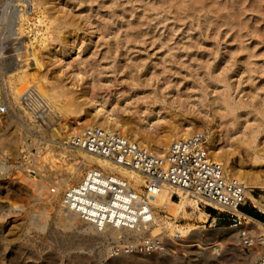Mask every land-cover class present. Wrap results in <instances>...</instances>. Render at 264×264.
I'll return each instance as SVG.
<instances>
[{
    "label": "rangeland",
    "instance_id": "374dc122",
    "mask_svg": "<svg viewBox=\"0 0 264 264\" xmlns=\"http://www.w3.org/2000/svg\"><path fill=\"white\" fill-rule=\"evenodd\" d=\"M38 49L42 63L38 74L44 85L64 95L58 98L59 109L41 110L30 79L25 99L31 106L23 103L26 94L20 95L18 106L11 107L10 121L2 126L7 135L17 128L22 153L17 156L13 147L0 144V225L4 223L15 250L35 256L54 252L64 257V264H73L66 258L77 248L61 244L60 236L70 230L54 213L48 234L39 227L45 214L39 205H30L29 219L18 227L9 222L15 214L5 220L1 215L8 213L9 203H24L25 175L40 179L46 173H38L43 168L34 164L33 156L41 153L48 161V155L67 146V137L91 125L85 122L116 119L161 138L167 146L173 128H202L238 165L251 172L264 170V0H0L3 100L9 87L17 90L22 85L18 75L8 78L24 59L20 53ZM20 113H25L22 121ZM83 121L85 126L77 125ZM253 193L264 202V190ZM246 205L264 215L251 200ZM200 206L201 214L181 218L178 224H194L199 230L233 227L229 222L211 226L209 213L214 211ZM234 233L232 229L217 237L224 245L215 253L220 256L215 264H252L256 249L229 239ZM92 236H85L80 245L84 247L79 248L94 259L89 264H115L110 257L121 251L133 258L130 264H182V259H187L183 264H211V256L201 254L181 252L175 259L168 249L161 255L125 248L140 239ZM152 237L164 242L159 235Z\"/></svg>",
    "mask_w": 264,
    "mask_h": 264
},
{
    "label": "bare ground",
    "instance_id": "6f19581e",
    "mask_svg": "<svg viewBox=\"0 0 264 264\" xmlns=\"http://www.w3.org/2000/svg\"><path fill=\"white\" fill-rule=\"evenodd\" d=\"M39 23H41V21ZM27 44L25 45V47L28 48ZM42 44L44 47L45 43L42 42ZM30 45L32 46L31 42ZM40 49H38L36 52L34 51L30 52L28 50H26L25 52H21L20 54L22 55V57H24L22 63L20 64L19 62V64H17V66L15 67V71L10 72L8 74L9 80L12 77L14 78L15 75H18L20 84H22L21 87H19L17 90H15L14 87L12 86L9 87L10 91L5 93L6 102L11 110H13L12 108L14 106L15 107L18 106L17 100L19 99V96L22 95L23 93L26 94V91H29L31 89V86L28 87L27 85V83L31 81L33 84L32 86L36 87V89L38 90V96H39L38 99H41V102L46 104L51 111L54 110V107H58L57 109H59L58 98L60 96H63L64 92L62 91V94H59L58 91H52L53 92L52 93L44 85V82L42 81L43 77L40 74H38L39 70H41L40 67L42 65L40 52H39ZM26 67H29V70H27ZM27 96H29V94H26L24 97ZM2 100H3L2 92L0 91V104ZM63 109L66 108L64 107ZM60 110H62V108ZM58 112L59 113L61 112L60 114L65 113L63 111H58ZM24 116L25 113L23 114L20 113L21 121L24 119ZM10 117L11 116L9 115V112L8 113L0 112V132H1L0 144L4 143L5 144L4 147L11 146L13 147V152L17 156L22 155V153L18 149L20 136L18 134L17 128L13 131V134L11 133L10 135H7L8 129L2 131L3 124L10 121L9 120ZM87 123L85 122L86 126L91 124L92 126H99L112 131H116L122 135L124 134L129 139L150 147V149L156 152L157 154L165 153L169 148L170 144L176 139L187 138L196 133H202L205 136V146L208 149L209 155L213 159L223 164L226 175L230 177H234L239 181H241L242 183H244L246 187V194L249 200H251L255 206H257L261 211L264 212V202L259 197L255 196V194L253 193L256 189L264 190V170L258 172L255 171L251 172L244 169L243 165H238L236 162H234V160L231 159L232 158L231 153L222 150L223 148L220 149L217 145L216 138H214L210 134H206L207 131L205 132L202 128H200L199 131H197L195 127L173 128L172 129L173 134L172 136L170 135L171 139L168 140V141L170 140L172 141L169 144V146H167L166 144L167 142L165 143L161 141L160 140L161 138H155L153 135L147 133L145 134L142 133L141 131H136L128 126L126 127L125 126L126 123L122 124L118 122L116 119L114 120L98 119L95 122L88 124ZM83 124L84 121L77 123L78 126L79 125L82 126ZM66 127L67 126L65 125L64 128ZM71 137L72 136L67 137V141ZM64 143H65L64 141L61 142V146ZM60 148L62 149V151H59L58 154H53V155L51 154L46 157L48 161L44 159L45 157L44 158L40 157L41 153H39V155L37 154L36 156H33L34 164L35 165L40 164V166L43 168V170L42 169L38 170L39 171L38 173L41 174L42 171H46V173L41 174L40 179L29 178L27 175L24 176V180L26 181V184L25 186H22L23 187L22 189H24L23 191H25L24 195L27 196V198L25 199L26 202L23 201L24 203L21 204L9 203L8 205H6L9 206L10 208L9 210H7L8 211L7 214L1 215V220H5L6 218H8V216L11 217L14 216L15 214L16 216L12 218L9 222L12 224V226L16 225L18 227L22 223L26 222V219H29L31 214L30 205H33L34 207L39 205V207H41L40 209L45 211L44 212L45 214H42L43 216L41 215L42 218L39 227L41 228V230L47 233L49 232V229H51L48 227L49 220H51L50 219L51 213L52 214L54 213L55 217L58 219V223L62 227H64V229L70 230V232L65 231L63 232L62 235L60 234L61 235L60 238L62 241L61 244L62 245L69 244L68 248L73 246L75 247V249L77 248L76 251L70 250L72 253L69 255V258H66L69 261L71 260L73 264H89L91 260H94L88 253L85 252L81 253V251H79V248L81 247L80 245L84 242L83 238L87 235H93L99 238L100 237L112 238L114 240L132 238V240L134 241L139 240L140 237H145L148 234L149 236L151 235V237L159 235L161 236L160 238L164 239L163 243L167 246V249L173 253L172 258L173 256L175 258V256H177V254L181 252L183 253L185 252L190 256L201 254V256H211V260H209L211 264H215L216 262L220 261L219 258L220 256L219 257L216 256L215 253L216 254L219 253L221 246L224 245L222 244V242H219L217 240L218 239L217 237L226 234V232L232 229L235 230V233L233 235H229L228 236L229 239H232L239 243H243L241 231L247 230L256 239V249H260L263 247L264 223L252 218L251 216H248V218H250L252 221L254 220L253 222H246L241 226H237V227L233 226L230 229L199 230V228H197V226L194 224H189L188 226H183L178 224L179 219L189 218L193 214H197V213L201 214L203 210L201 209L200 206L201 204L199 200L192 198L187 193L182 191V189L167 184H164L161 187L160 191L151 198L150 202L152 204V212L150 214L149 220L138 217L136 223L133 224H129L130 222L120 223L121 218L117 220L116 224L113 222H109L107 218L111 217V214H113L115 210H117V208L108 205L105 206L106 212L103 213L104 217H106V220H102L103 221L102 227L99 228L98 223L94 222L91 216L86 218L79 211H76L66 205L64 201V197L67 187L82 183L85 180L87 172L92 169H100L105 171V173L113 174L118 180L126 179L129 186L134 188L135 191L137 192H142L143 190V185L145 183L144 177L137 170L128 167L126 165L119 164L108 157L87 152L80 148L74 147L70 144H67V146H62ZM50 151L52 152V150ZM162 151L164 152L161 153ZM56 155L59 156V161L55 157ZM259 158H260L259 156H256L255 161L257 162L260 161ZM1 166L2 165H0V167ZM51 183L52 185H50ZM53 186L57 187L55 192L52 191ZM175 195H177V199H174ZM109 197L111 201L114 200V203L121 208L118 210H122L123 208L128 207L127 203L121 200H116L114 198V193H110ZM119 197L125 198V194L120 193ZM28 198H30V201H28ZM190 208L193 210L192 212L189 211ZM90 211L96 212L94 208H91ZM160 211L166 213L167 217L162 216V214L159 213ZM27 231L30 232L29 228ZM202 238H205V240ZM10 239L11 238L8 237L7 233H5V225L4 223H2L0 225V264H64L65 263V260L63 259L64 257L61 258L57 253L54 252L47 253L45 255L35 256L32 254L24 253L23 252L24 250L23 251L18 249L15 250L16 248L15 249L12 248V243ZM258 241L263 242V244L258 245L257 244ZM82 247L84 246L82 245ZM206 249H209V252L204 251ZM68 250L69 249H67V251ZM210 251H213V253H211ZM180 258L182 259V257ZM132 259L133 258H131V256L128 255V253L121 251L116 256L112 255L110 257L109 262L111 263L113 262L115 264H128ZM185 260L187 259H182V264L185 262ZM133 262H135V260Z\"/></svg>",
    "mask_w": 264,
    "mask_h": 264
},
{
    "label": "built area",
    "instance_id": "2783aa9c",
    "mask_svg": "<svg viewBox=\"0 0 264 264\" xmlns=\"http://www.w3.org/2000/svg\"><path fill=\"white\" fill-rule=\"evenodd\" d=\"M25 98V106H31L32 103ZM39 107L41 110L48 108L43 102L39 103ZM0 112H12L5 100L0 104ZM66 142L131 167L144 177L143 190L137 192L126 179L118 180L113 174L92 169L87 172L82 183L67 187L64 197L66 205L86 218L91 216L99 228L102 227V220H106L103 213L108 205L117 208L107 218L109 222L116 224L121 218L120 223L133 224L138 217L149 220L152 212L150 200L164 184L182 189L199 200L204 208H211L215 213H209L211 226L229 222L231 226L237 227L247 222L248 215L243 211V206L249 198L244 183L226 175L223 164L209 155L202 133L174 140L163 154H157L148 146L116 131L92 125L80 129ZM56 188L53 186L52 191L55 192ZM110 193H114L116 200L127 203L128 207L118 210L121 208L114 200H110ZM120 193L125 194V198L119 197ZM91 208L96 212H91ZM241 236L245 248L256 249V239L247 230H242ZM257 244L262 245L263 242L258 241ZM125 248L147 254L162 255L168 252L163 241L151 236L127 243ZM252 264H264V244L255 250Z\"/></svg>",
    "mask_w": 264,
    "mask_h": 264
},
{
    "label": "crops",
    "instance_id": "0c3cea01",
    "mask_svg": "<svg viewBox=\"0 0 264 264\" xmlns=\"http://www.w3.org/2000/svg\"><path fill=\"white\" fill-rule=\"evenodd\" d=\"M257 207V206H256ZM258 208V207H257ZM243 209H248V211H250L252 214H249L248 212H245L248 216H251L252 218L254 219H257V220H260L258 219L257 217H260L261 215H263L262 213H259V211H257L256 208H253L251 206H248V205H244L243 206ZM259 209V208H258ZM260 210V209H259ZM263 212V211H262ZM257 216V217H256ZM264 216V215H263ZM261 221V220H260ZM264 223V221H262Z\"/></svg>",
    "mask_w": 264,
    "mask_h": 264
},
{
    "label": "trees",
    "instance_id": "16d2710c",
    "mask_svg": "<svg viewBox=\"0 0 264 264\" xmlns=\"http://www.w3.org/2000/svg\"><path fill=\"white\" fill-rule=\"evenodd\" d=\"M243 211L248 212L249 214H252L250 211H248V209H243ZM257 218L260 219L261 221H264V216L263 215H261L260 217H257Z\"/></svg>",
    "mask_w": 264,
    "mask_h": 264
}]
</instances>
